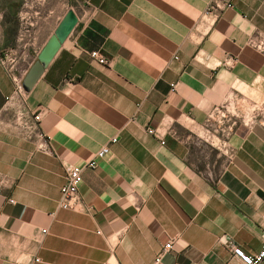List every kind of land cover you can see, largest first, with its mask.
<instances>
[{"label":"crops","instance_id":"1","mask_svg":"<svg viewBox=\"0 0 264 264\" xmlns=\"http://www.w3.org/2000/svg\"><path fill=\"white\" fill-rule=\"evenodd\" d=\"M24 1L0 0V52L16 44ZM211 1L37 0L31 53L69 11L78 22L27 91L51 152L15 129L0 66V264H155L170 240L158 264L259 252L264 52L251 40H264V0L219 14ZM107 145L84 170L80 206L58 209L65 166Z\"/></svg>","mask_w":264,"mask_h":264},{"label":"built area","instance_id":"2","mask_svg":"<svg viewBox=\"0 0 264 264\" xmlns=\"http://www.w3.org/2000/svg\"><path fill=\"white\" fill-rule=\"evenodd\" d=\"M41 1V0H38ZM37 0H25L19 12V33L16 44L12 47L5 48L0 52V66L4 69L14 84L13 94L7 98V101L12 104L13 109V125L15 129L25 138H32L35 134L38 135L40 144L39 150L51 152L50 138L39 131L41 122V112H33L26 105L27 91L24 88V79L34 64L35 60L41 53L39 50H34L31 53L28 50L27 39L31 36V21H33L32 9ZM234 0H212L209 4L208 12L211 14H219L225 9L233 8ZM251 43L258 49L264 52V40L256 43L251 40ZM91 57L99 64L105 65L107 61L97 51L91 53ZM175 84L172 85L174 90ZM230 129L228 130V132ZM148 133L155 135L157 132L154 129H148ZM224 133H226L224 131ZM118 141L117 138L111 140V144ZM162 144H165L162 142ZM110 153V145L103 147L97 152L95 159L90 160L85 166L69 164L65 166V183L60 189V199L58 209L70 210L80 206L79 190L83 183V173L85 169H95L97 167L96 159H102ZM47 233V230H43ZM173 240H170L161 253L157 257L155 264L160 263L164 255L168 254L173 249ZM232 252L243 264H264V240L258 253L251 255L246 253L241 247L233 246Z\"/></svg>","mask_w":264,"mask_h":264},{"label":"water","instance_id":"3","mask_svg":"<svg viewBox=\"0 0 264 264\" xmlns=\"http://www.w3.org/2000/svg\"><path fill=\"white\" fill-rule=\"evenodd\" d=\"M78 22V18L73 11H69L55 34L50 38L45 47L42 49L38 56V60L32 65L28 71L23 85L26 91H30L37 81L42 76L45 68L49 65L51 60L54 58L62 43L67 39L72 30L75 28Z\"/></svg>","mask_w":264,"mask_h":264}]
</instances>
